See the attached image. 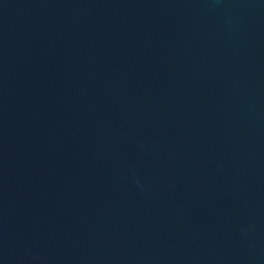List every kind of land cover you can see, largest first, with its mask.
Listing matches in <instances>:
<instances>
[{"label":"water","instance_id":"obj_1","mask_svg":"<svg viewBox=\"0 0 264 264\" xmlns=\"http://www.w3.org/2000/svg\"><path fill=\"white\" fill-rule=\"evenodd\" d=\"M0 264H264V0H0Z\"/></svg>","mask_w":264,"mask_h":264}]
</instances>
